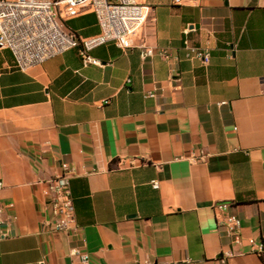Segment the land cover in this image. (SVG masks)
<instances>
[{
  "label": "crops",
  "instance_id": "crops-1",
  "mask_svg": "<svg viewBox=\"0 0 264 264\" xmlns=\"http://www.w3.org/2000/svg\"><path fill=\"white\" fill-rule=\"evenodd\" d=\"M143 2L131 48L90 50L102 65L71 48L21 71L0 49V264H83L72 248L88 264H223L227 250L225 264H264V0ZM65 27L99 31L91 12ZM184 39L208 50L207 65ZM62 162L70 232L53 229L44 186Z\"/></svg>",
  "mask_w": 264,
  "mask_h": 264
},
{
  "label": "built area",
  "instance_id": "built-area-1",
  "mask_svg": "<svg viewBox=\"0 0 264 264\" xmlns=\"http://www.w3.org/2000/svg\"><path fill=\"white\" fill-rule=\"evenodd\" d=\"M198 2L172 0L177 6ZM150 11L151 6L143 0H0V49H7L11 53L13 64L10 68L21 71L71 48H77L83 66L102 65L101 61L90 55V50L107 42L122 49L131 48L134 37L145 25ZM85 12L95 15L99 31L92 36L79 37L65 27V22ZM191 30L193 26L186 27L184 34ZM140 47L142 58L153 54V49L144 45ZM183 48L188 50V56L201 60L204 65L209 63L208 50L189 45L187 39L183 40ZM154 96V92L145 93V97ZM204 156L201 151L192 158L199 160ZM60 168L58 175L44 181L45 194L53 229L70 232L74 228V207L69 187L71 173L65 162L60 163ZM151 184L153 188L158 187L155 180ZM2 187L0 179V189ZM226 205L216 204L215 208L222 210ZM223 229L231 245L240 244V219L236 215L227 214L223 217ZM259 251H263L262 245ZM70 254L81 263L88 264L86 253L72 248ZM233 254L232 250L222 251L219 260L225 264Z\"/></svg>",
  "mask_w": 264,
  "mask_h": 264
},
{
  "label": "trees",
  "instance_id": "trees-1",
  "mask_svg": "<svg viewBox=\"0 0 264 264\" xmlns=\"http://www.w3.org/2000/svg\"><path fill=\"white\" fill-rule=\"evenodd\" d=\"M260 258L264 262V250H263V253L260 255Z\"/></svg>",
  "mask_w": 264,
  "mask_h": 264
}]
</instances>
